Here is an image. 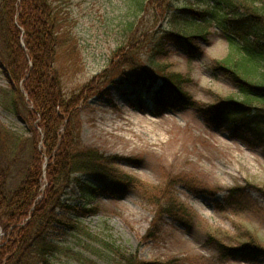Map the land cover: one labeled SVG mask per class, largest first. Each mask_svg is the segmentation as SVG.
Listing matches in <instances>:
<instances>
[{
    "label": "trees",
    "instance_id": "obj_1",
    "mask_svg": "<svg viewBox=\"0 0 264 264\" xmlns=\"http://www.w3.org/2000/svg\"><path fill=\"white\" fill-rule=\"evenodd\" d=\"M123 1L127 10L106 66L66 94L55 68L62 39L53 2L0 0V60L9 83L2 92L8 96L7 109L23 108L30 134L25 138L0 125V264H97L66 245L70 234L82 236L83 249L107 264H178L143 261L115 241L92 234L80 221L98 212L94 198L136 183L113 167V156L79 140L81 106L107 94L109 87L130 88L126 93L138 105L148 96L154 114L190 108L208 126L241 131L264 148V0ZM213 28L230 49L214 60L213 68L234 84L240 101H196L185 89L188 77L164 64L171 46L189 57L197 54ZM151 202L156 217L165 214L187 227L194 219V211L172 193ZM224 206L250 209L244 188L227 189ZM208 236L220 259L251 263L264 255L247 229H238L240 247L227 244L223 231Z\"/></svg>",
    "mask_w": 264,
    "mask_h": 264
},
{
    "label": "rangeland",
    "instance_id": "obj_2",
    "mask_svg": "<svg viewBox=\"0 0 264 264\" xmlns=\"http://www.w3.org/2000/svg\"><path fill=\"white\" fill-rule=\"evenodd\" d=\"M51 1L62 39L55 68L63 91L70 94L106 66L118 43V24L124 19L127 2ZM229 51L220 31L213 28L209 42L201 43L197 54L189 57L171 46L164 64L188 77L185 89L196 101L213 103L217 97L240 101L243 98L234 84L213 68L214 60ZM8 88L0 60V125L16 135L29 137L23 108L15 112L6 107L8 96L2 91ZM127 91L130 88L109 87L107 94L83 103L79 140L84 147L113 156V167L136 183L94 198L92 203L98 212L80 221L92 234L115 241L147 262L264 264V255L251 263L242 258L220 259L208 236L212 230L223 231L227 233V244L240 247L243 241L238 240V229H247L264 248L263 146L241 131L208 126L190 108L177 107L154 114L148 96L143 95L139 99L142 104L138 105ZM235 185L244 188L250 209L236 211L224 206L227 189ZM167 193L194 211L189 227L165 214L155 216L154 199ZM64 240L73 251L82 250L95 263L107 264L90 249H83L82 236L70 234Z\"/></svg>",
    "mask_w": 264,
    "mask_h": 264
}]
</instances>
